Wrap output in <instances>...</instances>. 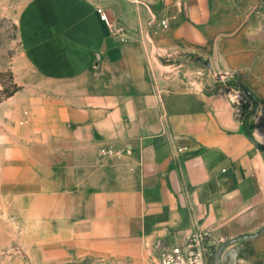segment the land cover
Here are the masks:
<instances>
[{
  "label": "crops",
  "instance_id": "obj_1",
  "mask_svg": "<svg viewBox=\"0 0 264 264\" xmlns=\"http://www.w3.org/2000/svg\"><path fill=\"white\" fill-rule=\"evenodd\" d=\"M214 13L211 0L25 5L23 53L60 88L43 98L34 143L19 147L29 177L20 165L2 188L28 217L31 240L45 234L35 246L45 264H150L198 231L209 234L213 262L220 250L219 264L259 263L240 254L251 241L264 253V132L248 127L236 95L184 87L158 58L163 47L207 40ZM154 19L160 31L144 37Z\"/></svg>",
  "mask_w": 264,
  "mask_h": 264
},
{
  "label": "rangeland",
  "instance_id": "obj_2",
  "mask_svg": "<svg viewBox=\"0 0 264 264\" xmlns=\"http://www.w3.org/2000/svg\"><path fill=\"white\" fill-rule=\"evenodd\" d=\"M29 1L0 0V264H45L47 258L43 248L35 247L44 242L45 234H39L40 242L31 240L34 236L31 237L28 231V217L20 218L19 210L13 208V194L2 188L3 175L12 176L15 171L18 177L20 165L24 168L21 176L29 177L28 153L24 154L26 160L19 158V147L27 148L34 143L33 120H38L44 112L43 98L55 95L60 88L59 84H50L41 77L23 53L20 20ZM211 2L216 17L212 35L206 32L207 40L194 42L191 46L181 41L172 47H163L158 58L164 64L172 65L173 71L165 74L177 77L184 87L189 85L190 89L194 87L208 93L226 91L236 95L235 99L245 106L248 127L264 132V0ZM256 5L258 7L235 35L220 38V68H216L213 61L215 36L220 32L235 31ZM165 20L168 26L161 24L163 30L170 26L168 19ZM159 31L158 25H148L143 31L144 37L146 33ZM102 153L115 156L118 151L104 148ZM262 250L257 248L256 241H251L240 255L257 256L258 264H264ZM212 251L214 255L213 247ZM210 261L213 262L212 257ZM66 264H89V259ZM150 264H161V259Z\"/></svg>",
  "mask_w": 264,
  "mask_h": 264
},
{
  "label": "built area",
  "instance_id": "obj_3",
  "mask_svg": "<svg viewBox=\"0 0 264 264\" xmlns=\"http://www.w3.org/2000/svg\"><path fill=\"white\" fill-rule=\"evenodd\" d=\"M98 12L102 20L106 21L112 28L114 35L122 42L129 41L127 31L123 27H115L109 20L108 14L102 6H98ZM156 20H152L151 24H154ZM161 24L168 26L167 20H162ZM184 148H179V152H182ZM110 152H113L110 150ZM109 152V153H110ZM213 256L212 244L209 240V234L203 231L193 233L188 240L177 246H174L164 252L161 258V264H213L210 258Z\"/></svg>",
  "mask_w": 264,
  "mask_h": 264
},
{
  "label": "water",
  "instance_id": "obj_4",
  "mask_svg": "<svg viewBox=\"0 0 264 264\" xmlns=\"http://www.w3.org/2000/svg\"><path fill=\"white\" fill-rule=\"evenodd\" d=\"M258 7V5H256L253 10H251L245 20L241 23V25L233 32H220L218 33L215 38H214V42H213V56H214V64L216 66V68H220V64H219V40L221 37L223 36H233L235 35L240 29L241 27L244 25L245 21H247L250 17V15L252 14V12L254 11V9H256ZM252 138V137H251ZM248 237V236H246ZM219 254H220V250L216 252L215 258H214V262L213 264H219Z\"/></svg>",
  "mask_w": 264,
  "mask_h": 264
}]
</instances>
